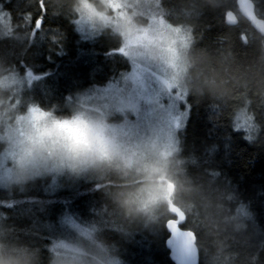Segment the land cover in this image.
Here are the masks:
<instances>
[{
	"label": "trees",
	"instance_id": "obj_1",
	"mask_svg": "<svg viewBox=\"0 0 264 264\" xmlns=\"http://www.w3.org/2000/svg\"><path fill=\"white\" fill-rule=\"evenodd\" d=\"M252 2L264 20V0ZM0 4V13H9L0 15L6 21L0 24V63L16 66L20 76L22 90L16 97L24 103L18 111L38 103L67 112L74 94L90 96L98 88L120 83L129 72L130 60L124 58L118 37L101 30L92 37L80 33L78 18L70 12L71 0H44L48 16L39 31L30 28L25 17L39 11L40 0ZM160 6L170 24L189 30L193 53H208L214 66L227 67L237 77L229 95H210L208 87L193 81L187 55L189 114L178 131L177 150L160 174L161 179L165 174L175 179L185 192L198 185L213 193L229 223L210 233L200 222L199 210L185 222L186 212L175 202L171 182L166 181V209L128 215L109 197L114 176L52 173L27 183L5 180L6 185H0V243L38 249V264H49L55 251L52 242L65 230L63 220L78 218L86 225L101 223L96 238L111 245L123 264H173L165 224L174 219L169 212L174 205L185 215L180 227L195 233L198 264H264V35L242 17L236 0H161ZM227 11L234 14V25L226 23ZM54 33L61 38L55 44ZM113 49L122 54H111ZM245 104L260 129L251 141L235 129V117Z\"/></svg>",
	"mask_w": 264,
	"mask_h": 264
},
{
	"label": "clouds",
	"instance_id": "obj_2",
	"mask_svg": "<svg viewBox=\"0 0 264 264\" xmlns=\"http://www.w3.org/2000/svg\"><path fill=\"white\" fill-rule=\"evenodd\" d=\"M160 3L161 0H71L70 12L77 18L89 8L102 12L108 19L100 30L118 37L120 46L134 53L137 60L152 62L162 57L169 39L161 22L163 17L153 11ZM191 49L189 44L186 54L192 59L193 81L208 87L210 95H229L238 83L237 77L227 67L214 66L208 53H193ZM19 84L16 66L0 63V154L6 155L9 167L20 174L21 182L52 173L70 177L89 172L110 174L116 178L109 193L111 201L125 214L146 216L158 208L166 209L167 181L174 185L175 202L186 212L185 222L199 210L200 222L210 233L229 223L222 218L223 210L213 193L198 185L186 192L178 189L175 179L170 180L167 174L160 179V173L153 171L148 152L141 158L128 138L114 139L110 128L115 119L102 115L86 94H74L67 112L38 103L18 111L14 101ZM141 132L158 145L175 137L163 113H157ZM21 164L31 170L30 174L22 172ZM186 203L191 204V209L184 207ZM73 233L71 242L62 245L49 264H123L122 257L108 243L97 239L76 245L78 233ZM38 251L23 244L0 243V264H38Z\"/></svg>",
	"mask_w": 264,
	"mask_h": 264
},
{
	"label": "rangeland",
	"instance_id": "obj_3",
	"mask_svg": "<svg viewBox=\"0 0 264 264\" xmlns=\"http://www.w3.org/2000/svg\"><path fill=\"white\" fill-rule=\"evenodd\" d=\"M153 11L158 16L163 17L161 22L165 24L166 34L169 37L162 57L158 61H139L134 53H130L123 47L127 57L130 58L131 68L129 72L122 78L120 83L117 81L103 88H98L97 92L88 97L97 104L102 115H108L115 119V123L110 128L113 138H128L132 141V148L140 153L141 158L145 152H148L153 171L162 174L161 170L165 169L167 159L177 150L178 131L184 127L188 118V116L185 117L184 125L179 128H173L170 117L175 116L178 112H187V115L189 114V103L187 101L189 61L186 52L191 38L187 28L172 25L164 18L160 4ZM107 19L102 12L89 8L77 20L80 33L85 37H92L100 32V26L106 23ZM5 22V19L0 18V24H5ZM81 28L84 29L83 32ZM149 55L151 57V53ZM21 90L22 84L20 81L17 94ZM106 90L108 91L106 92ZM129 97L135 102V110L127 106ZM14 103L18 110L24 102L20 96H17ZM173 103L175 104L173 105ZM157 113H163L169 127L175 133L174 139L169 138L162 145L156 144L151 137L145 138L141 132L155 118ZM245 117L247 119L244 120V123L247 128L242 131L246 133V138L251 141L254 139L256 127L248 113L240 111L235 117V126L239 119ZM136 137H139V139H135ZM21 170L24 173L30 174L31 172L30 169L24 168L23 164H21ZM41 176L50 177L52 174ZM5 180L23 183L20 181V174L9 167L6 155L0 154L1 186L6 185ZM100 225L101 223H99ZM62 226L65 229V233L63 231V235H60L62 238L59 237L51 245V247L54 245L53 248H55L54 255L56 251L60 250L62 245L71 242L74 238L73 232L78 233L75 244L79 245L82 241L94 242L97 240L96 234L100 230L96 222L90 221L86 225L78 218L65 219L62 222Z\"/></svg>",
	"mask_w": 264,
	"mask_h": 264
},
{
	"label": "water",
	"instance_id": "obj_4",
	"mask_svg": "<svg viewBox=\"0 0 264 264\" xmlns=\"http://www.w3.org/2000/svg\"><path fill=\"white\" fill-rule=\"evenodd\" d=\"M236 3L239 12L244 16V18L247 21L250 22L253 29H255L260 34H264V21L257 18L254 11L255 6L253 2L251 0H236ZM226 17H227V23L229 25H234L236 23L231 13L227 14ZM168 189L170 192L172 191L171 184H168ZM169 212L174 216V219L168 220L165 226L168 233H170V230L174 233L175 231H177V225L180 226V223L183 222L185 215L180 209H178L174 205L169 206ZM180 230H182V233L187 242L185 246V251L182 256V264H198L199 251L196 246V238L194 233L190 230H186L181 227ZM169 239H170V234L165 243L169 252V258L173 262V264H179L178 260L174 257V253H176L177 255L180 253L182 247L181 242L178 240H173V243L170 246L168 243Z\"/></svg>",
	"mask_w": 264,
	"mask_h": 264
},
{
	"label": "snow or ice",
	"instance_id": "obj_5",
	"mask_svg": "<svg viewBox=\"0 0 264 264\" xmlns=\"http://www.w3.org/2000/svg\"><path fill=\"white\" fill-rule=\"evenodd\" d=\"M19 5V4H18ZM2 4H0V8H2ZM48 9L47 6L44 4V0H40V5H39V11L33 15L32 13H28V15L25 17V19L29 20V27H35L37 29V31H39L40 29H43L44 27V21L45 18L48 16ZM0 15H9V13H0ZM81 31L83 32L84 29L81 28ZM61 38L58 37L55 33L52 35V43H57L59 42ZM111 54L113 55H121V51L119 49H113ZM111 87V86H110ZM108 90H106L107 92ZM175 103H173L174 105ZM128 107H131L135 110V102L131 99V97H129V102H128ZM187 116V112H178L175 116H171L170 117V122H171V126L173 128H179L182 125H184V120L185 117ZM247 119L245 118H241L237 121L235 129L236 131H241L247 128V125L244 123V120ZM242 121V122H241ZM170 239L168 241L169 245L171 246L173 243V240H178L181 242V251L180 253L177 255L176 253H174V257L178 260L179 264H182V256L183 253L185 251V246H186V240L185 237L182 233V230H180V226L177 225V231H175L174 233L170 230Z\"/></svg>",
	"mask_w": 264,
	"mask_h": 264
},
{
	"label": "bare ground",
	"instance_id": "obj_6",
	"mask_svg": "<svg viewBox=\"0 0 264 264\" xmlns=\"http://www.w3.org/2000/svg\"><path fill=\"white\" fill-rule=\"evenodd\" d=\"M251 1H252V0H251ZM253 4H254V3H253ZM236 7H237V3H236ZM237 10H238V7H237ZM254 11H255V14H256V9H254ZM238 12H239V10H238ZM230 13L233 15V17H234V19H235L234 14H233L232 12H228V11H227V12L225 13L226 23H227V17H226V15H227V14H230ZM239 13H240V12H239ZM240 14H241V13H240ZM241 15H242V14H241ZM256 16H257L258 19L263 20V19H262L261 17H259L257 14H256ZM242 17H244V16L242 15ZM244 19H245V18H244ZM235 21H236V19H235ZM263 21H264V20H263ZM248 22H249V21H248ZM249 23H250V22H249ZM227 24H228V23H227ZM252 28H253V27H252ZM255 31H256V30H255ZM256 32H257V31H256ZM258 33H259V32H258ZM259 34H260V33H259ZM260 35L263 36L264 34H260ZM247 107H249V106L245 104V105H243V106L240 107V108H242L243 112L248 113V112L246 111V110L248 109ZM246 108H247V109H246ZM239 111H240V110H239ZM255 129H256V134L258 135L260 129H259V128H255ZM168 236H169V235H168ZM167 238H168V237H167ZM166 240H167V239H166Z\"/></svg>",
	"mask_w": 264,
	"mask_h": 264
}]
</instances>
